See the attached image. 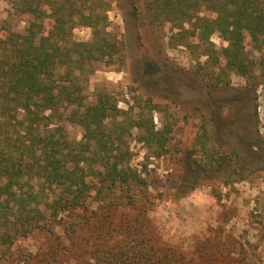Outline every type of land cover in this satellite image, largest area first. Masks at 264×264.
<instances>
[{
	"label": "trees",
	"instance_id": "16d2710c",
	"mask_svg": "<svg viewBox=\"0 0 264 264\" xmlns=\"http://www.w3.org/2000/svg\"><path fill=\"white\" fill-rule=\"evenodd\" d=\"M118 1L124 9L122 40L108 29L107 0H8L13 19L0 22V264L240 263L220 235L188 256L164 241L150 216L157 197L131 164V142L155 157L169 152L174 125H157L154 98L178 102L187 79L168 72L145 87L159 64L143 47L146 16L137 6L128 15L126 3ZM149 8L151 23H172L176 44L206 57L195 75L182 72L210 93L229 88L232 72L260 77L246 44L264 47V0H150ZM77 26L90 27L91 38L75 39ZM215 33L226 42L219 49L211 40ZM124 52L131 53L134 86L141 91L135 103L123 109L103 85L90 101L85 76L94 62L115 64ZM259 62L264 66V57ZM232 100L227 105L234 113ZM225 108L207 103L199 134L203 158L217 170L235 156L216 131V118L235 121ZM68 125L80 126L82 137H73ZM243 138L247 144L259 140L251 131ZM39 234L44 240L34 248L20 245Z\"/></svg>",
	"mask_w": 264,
	"mask_h": 264
},
{
	"label": "rangeland",
	"instance_id": "374dc122",
	"mask_svg": "<svg viewBox=\"0 0 264 264\" xmlns=\"http://www.w3.org/2000/svg\"><path fill=\"white\" fill-rule=\"evenodd\" d=\"M107 1L110 2L108 29L122 40L126 31L124 9L118 0ZM122 1L128 7V15H134L137 6L146 16L141 27L143 47L148 49L154 61L159 62L152 66V73L143 81L145 87L152 88L154 76L168 72L187 79L185 84L180 82L184 97L178 102H172L164 95L154 98L159 104L153 112L157 125H174L169 152L155 157L142 143L131 142L134 151L131 164L148 178L149 190L157 197L150 216L157 223L164 241L188 256H195L199 243L220 235L221 241H228L231 257L241 261L230 264H264V66L259 62L264 57V47L257 50L250 41L246 44L249 54L258 60L255 73L260 77L250 78L232 72L229 88L220 87L219 91L210 93L182 72L187 70L195 75L199 59L206 60L205 56H199L200 50L176 44L177 29L172 23H151L148 15L150 0ZM11 10L8 0H0V22L13 19ZM25 25V21H20L19 29ZM151 29L156 30L151 34ZM73 35L77 40H89L91 28L77 26ZM211 40L218 49L226 45L217 33ZM135 46L137 51L139 45L136 43ZM138 57H142L141 53ZM132 61L131 53L124 52L115 64L94 62L93 71L85 76L90 101L94 99L96 87L103 85L117 95L120 107L128 109L133 105L135 95L141 91L134 86ZM221 62L224 63L223 58ZM229 98L236 101L234 113L228 108ZM215 102H222L226 113L235 117L234 122L216 118L219 129L216 131L221 142H227V147L235 151L233 160L227 161L220 170L203 158L199 143V134L203 130L202 111L207 103ZM240 106L247 110L243 115H240ZM247 114L254 121L251 128L245 124ZM68 129L73 137H82L80 126L68 125ZM250 131L259 136V140L250 139L247 144L243 137ZM226 150L222 151L226 153ZM43 240V235H34L20 241V245L34 248Z\"/></svg>",
	"mask_w": 264,
	"mask_h": 264
}]
</instances>
